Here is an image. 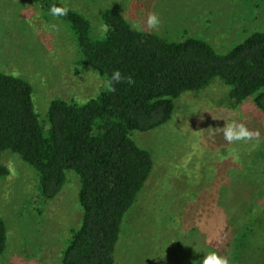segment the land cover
I'll list each match as a JSON object with an SVG mask.
<instances>
[{
    "label": "rangeland",
    "instance_id": "1",
    "mask_svg": "<svg viewBox=\"0 0 264 264\" xmlns=\"http://www.w3.org/2000/svg\"><path fill=\"white\" fill-rule=\"evenodd\" d=\"M85 15L101 33L103 9L118 11L132 26L170 41L197 37L226 52L264 30V0H60ZM161 20L146 27L147 14ZM55 26V27H53ZM0 71L24 78L36 112L46 124L49 101L82 104L105 88L94 71L78 64L74 38L30 0H0ZM227 88L212 83L173 101L169 122L131 139L150 153L153 172L124 215L115 264H202L215 252L229 264H264V114L252 99L232 106ZM242 122L260 137L229 144L207 129ZM255 146V147H254ZM0 217L7 230L0 264H60L71 231L80 223L79 179L65 173L52 200L43 199L35 172L18 156L0 158Z\"/></svg>",
    "mask_w": 264,
    "mask_h": 264
},
{
    "label": "trees",
    "instance_id": "2",
    "mask_svg": "<svg viewBox=\"0 0 264 264\" xmlns=\"http://www.w3.org/2000/svg\"><path fill=\"white\" fill-rule=\"evenodd\" d=\"M30 1L43 17H53L68 29L78 64L96 72L105 88L82 104L52 99L44 125L29 82L0 71V158L9 152L30 167L45 200L59 194L67 171L74 172L81 218L60 264H115L123 217L153 172L150 153L137 146L131 134L165 125L174 100L216 81L227 88L232 106L252 99L264 114V30L216 52L197 37L175 42L134 30L111 8L102 10L101 33L93 35L90 20L78 11L69 8L66 16L51 15L53 5L65 6L60 0ZM116 70L131 75L135 84L117 83L116 91H110L107 82ZM7 175L0 162V178ZM6 242L0 217V256Z\"/></svg>",
    "mask_w": 264,
    "mask_h": 264
},
{
    "label": "clouds",
    "instance_id": "3",
    "mask_svg": "<svg viewBox=\"0 0 264 264\" xmlns=\"http://www.w3.org/2000/svg\"><path fill=\"white\" fill-rule=\"evenodd\" d=\"M69 11L70 9L67 6L58 7L53 5L50 8V13L54 17L66 16ZM145 23L147 29L158 31L161 25V20L156 13L149 12L147 14V19ZM132 28L138 31L143 30L142 25L139 23H133ZM117 83H127L128 85H134L135 81L133 80L131 75L123 76L119 70H116L111 74V77L107 82L109 90L115 92L116 89L114 85ZM207 132L209 134V137L213 140L217 135L222 133L223 139L229 144L238 141H251L260 137L259 129L250 130L246 126V124L242 122H237L235 120L231 122L225 121V125L222 128L209 127L207 129ZM202 264H229V259L226 257H221L215 252H212L204 256Z\"/></svg>",
    "mask_w": 264,
    "mask_h": 264
}]
</instances>
